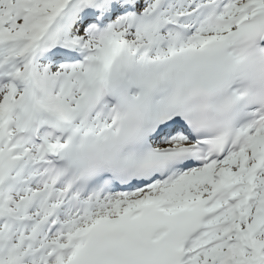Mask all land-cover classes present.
<instances>
[{
	"label": "snow or ice",
	"instance_id": "6c2138e0",
	"mask_svg": "<svg viewBox=\"0 0 264 264\" xmlns=\"http://www.w3.org/2000/svg\"><path fill=\"white\" fill-rule=\"evenodd\" d=\"M0 264H264V0H0Z\"/></svg>",
	"mask_w": 264,
	"mask_h": 264
}]
</instances>
